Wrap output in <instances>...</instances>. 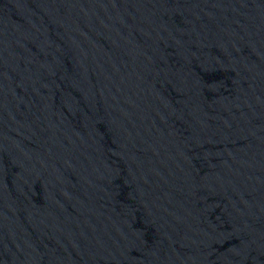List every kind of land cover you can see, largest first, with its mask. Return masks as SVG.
<instances>
[{
    "label": "water",
    "instance_id": "1",
    "mask_svg": "<svg viewBox=\"0 0 264 264\" xmlns=\"http://www.w3.org/2000/svg\"><path fill=\"white\" fill-rule=\"evenodd\" d=\"M0 264H264V0H0Z\"/></svg>",
    "mask_w": 264,
    "mask_h": 264
}]
</instances>
